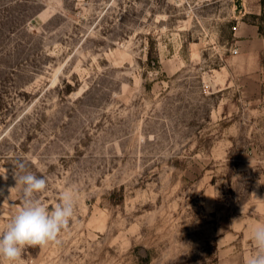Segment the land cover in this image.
Instances as JSON below:
<instances>
[{"label": "rangeland", "instance_id": "1", "mask_svg": "<svg viewBox=\"0 0 264 264\" xmlns=\"http://www.w3.org/2000/svg\"><path fill=\"white\" fill-rule=\"evenodd\" d=\"M18 161L49 209L68 189L78 203L16 264H246L264 224L261 0H0V231Z\"/></svg>", "mask_w": 264, "mask_h": 264}, {"label": "clouds", "instance_id": "2", "mask_svg": "<svg viewBox=\"0 0 264 264\" xmlns=\"http://www.w3.org/2000/svg\"><path fill=\"white\" fill-rule=\"evenodd\" d=\"M17 167L19 171L15 170ZM14 178L16 185L22 186L23 204L0 231V264H16L26 247L58 243L59 234L69 227L78 203L74 191L68 189L60 202L49 209L36 198L37 193L46 190V179L28 172L22 161L14 165ZM251 240L255 252L246 264H264V224L251 230Z\"/></svg>", "mask_w": 264, "mask_h": 264}, {"label": "trees", "instance_id": "3", "mask_svg": "<svg viewBox=\"0 0 264 264\" xmlns=\"http://www.w3.org/2000/svg\"><path fill=\"white\" fill-rule=\"evenodd\" d=\"M261 4H262L263 10H264V0H261Z\"/></svg>", "mask_w": 264, "mask_h": 264}, {"label": "built area", "instance_id": "4", "mask_svg": "<svg viewBox=\"0 0 264 264\" xmlns=\"http://www.w3.org/2000/svg\"><path fill=\"white\" fill-rule=\"evenodd\" d=\"M235 53H238V51H237V50H235Z\"/></svg>", "mask_w": 264, "mask_h": 264}]
</instances>
